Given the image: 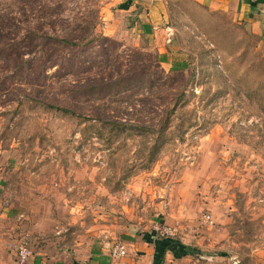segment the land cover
I'll list each match as a JSON object with an SVG mask.
<instances>
[{
    "label": "rangeland",
    "instance_id": "374dc122",
    "mask_svg": "<svg viewBox=\"0 0 264 264\" xmlns=\"http://www.w3.org/2000/svg\"><path fill=\"white\" fill-rule=\"evenodd\" d=\"M144 1L0 0V264H264L261 26Z\"/></svg>",
    "mask_w": 264,
    "mask_h": 264
},
{
    "label": "crops",
    "instance_id": "0c3cea01",
    "mask_svg": "<svg viewBox=\"0 0 264 264\" xmlns=\"http://www.w3.org/2000/svg\"><path fill=\"white\" fill-rule=\"evenodd\" d=\"M192 1V0H191ZM199 5L206 7L212 11L224 12V13H238L242 17H245V20H251L250 22H255L261 26V35L264 36V0H194ZM143 4L144 7L150 11V16H159V12L163 8H167V2L165 0H145ZM148 13V12H147ZM154 240H156L154 238ZM146 239L141 241H130L127 242L128 249L126 248V255L122 258L114 259L112 254L105 257L106 255L100 254L97 259V262L94 264H118L122 259L129 257L128 264H153L155 261L156 250L155 244L151 243ZM168 261L177 260L174 258L172 252L168 251L165 257ZM95 259V258H94ZM165 259V260H166ZM72 264H78L73 262ZM93 264V263H92ZM120 264H124L123 261ZM165 264V263H164Z\"/></svg>",
    "mask_w": 264,
    "mask_h": 264
},
{
    "label": "trees",
    "instance_id": "16d2710c",
    "mask_svg": "<svg viewBox=\"0 0 264 264\" xmlns=\"http://www.w3.org/2000/svg\"><path fill=\"white\" fill-rule=\"evenodd\" d=\"M68 43V41H66ZM73 46H76V44ZM178 105V103L176 102L174 107L171 110L167 111V115L174 113L175 112V107ZM58 111H62L64 113H68V114H74L71 111L67 110V109H61V108H56ZM172 118H170V116L168 115L166 120H164L163 125L168 124V122H170ZM109 123H112L111 125L113 127H126V126H130L131 123L130 122H126V121H110ZM154 238H156V235H150L149 237V241H151V243L155 244V250H156V256H155V261L153 264H164L165 263V257H166V253L168 251L172 252L174 255V258L177 260H181L186 258L187 256H194L196 254H198V252L196 250H194L191 247H188L187 245L183 244L181 241L176 240L174 238H170V237H165V238H160L157 240H154Z\"/></svg>",
    "mask_w": 264,
    "mask_h": 264
},
{
    "label": "built area",
    "instance_id": "2783aa9c",
    "mask_svg": "<svg viewBox=\"0 0 264 264\" xmlns=\"http://www.w3.org/2000/svg\"><path fill=\"white\" fill-rule=\"evenodd\" d=\"M209 219H210V217L207 216L206 217V221L209 220ZM126 253H127V251H126V248H125V246L123 244L122 245H117L115 247V249L113 250V252H112V257L114 259H119V258H122V256L126 255ZM21 255H22V258L25 259V258H27L29 253L27 252V250H22Z\"/></svg>",
    "mask_w": 264,
    "mask_h": 264
}]
</instances>
